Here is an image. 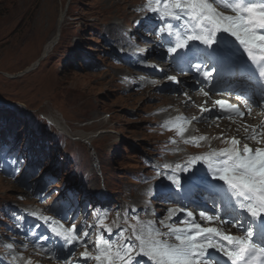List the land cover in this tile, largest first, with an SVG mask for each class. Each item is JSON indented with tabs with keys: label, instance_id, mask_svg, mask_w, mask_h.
Segmentation results:
<instances>
[{
	"label": "rangeland",
	"instance_id": "374dc122",
	"mask_svg": "<svg viewBox=\"0 0 264 264\" xmlns=\"http://www.w3.org/2000/svg\"><path fill=\"white\" fill-rule=\"evenodd\" d=\"M146 3L147 0H0V157L12 156L21 171L32 172L33 184L29 193L21 182H10L0 175V264H11L17 253L26 258L20 249L21 229L26 241L43 233L35 224H29L34 217L26 209L24 213L30 218L22 219L24 208L38 203L35 190L44 194L41 203L45 207L73 200L83 216L82 226H95L98 215L105 211L108 216L104 224L112 226L115 216H121L120 205L134 201L132 196L143 192L144 175L147 182L154 178L159 167L152 165L158 156L166 163L182 158L185 163L195 155L189 149L211 151L219 144L210 141L211 145H205L214 137L211 133L199 147L188 145V149L176 138V143H171L175 132L162 124L174 113L160 110L168 103L150 99L156 87L148 86L145 93L136 94L134 82H121L119 73L125 74V70L120 68L147 76L133 66H144L136 57L126 63L129 53L122 54L125 64L118 65L114 50L120 40L117 24L127 29L123 36L127 42L133 46L144 42L138 28L142 21L135 20L138 9L134 6L140 12ZM53 39V46L42 54L46 42ZM158 51L155 48L151 52ZM161 114L163 119H159ZM57 120L65 131L77 135L64 134L60 125H55ZM204 127L203 133L208 132ZM88 134L95 137L84 139ZM191 136L201 135H184ZM30 145H34L33 152ZM42 150L47 155L40 154ZM36 160L39 163L33 165ZM171 187L161 186L157 191ZM186 195L188 200L199 203L195 193ZM189 207L192 210L193 204ZM161 208L158 205L156 213ZM140 219L144 220L143 212ZM88 231L91 234L92 230ZM92 238L95 240V235ZM52 241H46L45 246ZM9 244L13 247H7ZM39 257L32 259L44 264Z\"/></svg>",
	"mask_w": 264,
	"mask_h": 264
},
{
	"label": "snow or ice",
	"instance_id": "6c2138e0",
	"mask_svg": "<svg viewBox=\"0 0 264 264\" xmlns=\"http://www.w3.org/2000/svg\"><path fill=\"white\" fill-rule=\"evenodd\" d=\"M140 10L153 14L156 23L150 22V28L160 37L159 46H166L165 55L171 56L173 65L181 72L188 70L198 74L196 82L201 85L202 95L209 96L205 91L209 88L214 94L236 92L237 99L245 98V104L252 99L243 89L218 87L223 69L229 64L236 68L233 75L242 80L251 81L254 76L264 95V0H147ZM167 78L179 83L175 76ZM213 80L217 83H211ZM261 103L264 104V100ZM213 109L215 117L211 116ZM248 113H251L250 108ZM244 115L239 105L216 100L213 108L201 106L200 117L178 116L165 127L175 129L184 143L199 147L208 139L206 136L184 137L187 126L194 120L227 118L234 121L236 116L243 118ZM245 132L248 133L245 139L264 144V125L252 126L250 132L245 126ZM223 142L228 147L192 156L182 165L161 167L173 170L168 177L178 188L182 187L181 180L174 170L190 172L185 177V193L199 189L208 194L214 204V214L200 211V221L229 225L241 234H230L223 227L202 226L193 212L187 210L197 201L178 196L177 204L183 203L184 207L167 209L166 219L159 221L167 232L149 224L146 234L138 214L133 216L136 223L128 224L125 220L123 228L116 224L119 229L116 232L112 226L104 224L107 211L98 215L95 226L83 225L79 229L74 222L70 227L60 222L66 217L60 220L39 217L61 242L63 255L56 258L63 259L64 264H73L70 258L75 256L77 248L83 247L85 251L80 253L76 264H146L137 257H146L152 264H264V147L253 148L246 143L241 146L237 137L224 138ZM171 143L176 140L172 139ZM198 162L202 163L197 168ZM216 205L220 206L225 219L215 212ZM179 213L186 215L173 220ZM88 229L92 230L91 234ZM37 236L41 240L50 239ZM161 236L172 237L175 242L159 239ZM90 245L91 251L88 250ZM39 247L44 249L43 245ZM50 251L55 255L56 250ZM22 259L17 253L12 256L11 264ZM25 264L33 262L29 259Z\"/></svg>",
	"mask_w": 264,
	"mask_h": 264
},
{
	"label": "bare ground",
	"instance_id": "6f19581e",
	"mask_svg": "<svg viewBox=\"0 0 264 264\" xmlns=\"http://www.w3.org/2000/svg\"><path fill=\"white\" fill-rule=\"evenodd\" d=\"M136 14L137 15L135 16V18L138 17L139 15H141V12H139L137 10ZM54 42H55V39H53L51 41H47L46 44H45V48H44L42 54L45 55V53L48 52V50H50V48L53 46ZM34 64L36 65L37 61L34 62ZM33 67H34L33 65L30 66V69L33 68ZM120 69L125 70V71H123V72H125V74L124 73L121 74L122 78L124 77V79L126 81L130 80V82H134L136 88H135V91H133V92H136V94L138 92L145 93L147 86H149V84L151 82H153V78L146 77L143 74L139 73L138 76H135L133 73H131V71H127L126 69H123V68H120ZM28 70H29V68H28ZM136 81H137V83L139 85L138 87L136 85ZM183 85L184 84L182 82V86ZM155 89L160 90V88H158V87H156ZM209 90H210L209 88H205V91H209ZM150 93H151L150 94V96H151L150 99H152L153 101H157V102H159V104L168 103L166 105V107H163L162 109H160L161 111L169 109V111L174 113L171 110V107H173V105L177 104L178 106H180L183 109L185 117H189L191 115L197 114V111H199V110L201 111V106L206 107V108H210L211 106H213V101L212 100H214V99H212L213 96L210 95L206 99L207 103H205V97H203L202 95H200L198 98L195 99L194 97H186L180 91H177L176 93H165V94H155V93H152V92H150ZM215 97H217V95H214L213 98H215ZM169 101H171V103H169ZM209 105H210V107H208ZM203 115L208 116V113H204ZM169 116L170 117L172 116V118H170L169 120L164 121V123H167V122H169L171 120H174L176 117H178V116H176L175 113H174V115H169ZM196 117H198V116H196ZM54 122L56 123V125H60V127L63 130L64 134H66L67 136H69V135H71V136L77 135V134H73V132L71 133L70 130L69 131L68 130L65 131V129L63 128V126H62V124H61V122L59 120L54 121ZM212 123H219V126L222 127V128L224 127L227 131H228V129H230L229 127H231L229 125H223L220 122H218L217 120H214L212 122L210 120V118L204 120V123L197 122V121L194 120V123L192 124L193 126H187V131L184 133V135H188L190 133H195V134H200V135H203V136L205 135L206 137H209L210 133L209 132L203 133L202 127L211 125ZM159 124H161V123H159ZM248 128H249V132H250V127L248 126ZM235 129L236 130L234 131V133L237 134V135L242 136L241 146L246 143V144H249V146H251L253 148H255L257 146L263 147L262 146L263 144L257 145L256 143H254V141L245 139L246 135H248V133L245 132V126H242V127L240 126V128H236L235 127ZM91 137L92 138L95 137V134H91V135L88 134V135H86L84 137V139L91 138ZM210 141H211V144H213L215 141L218 142L219 144H222L221 140H217L216 139V140H210ZM188 145L190 147H196V146H194L192 144H188ZM205 152L208 153L210 151H205ZM185 158H187V157H185ZM182 159H184V158H182ZM182 159H178L172 164V163H166V161L163 159L162 156H158L157 157V160L160 161L161 164H160V167L158 168V170L154 171V173H155L154 178L146 183L145 187L143 188V192H138V193L134 194L135 196H132L133 199H134L133 205H135L134 209L136 207H139L141 203L146 202L149 199L150 196L151 197L161 196L163 198H168V197L172 196V194H166V193H160L159 195H154V193L157 192V190L161 186L173 185V181L171 179H169V177H168V173L170 171H173V170L166 169V168H163L161 166L164 165V164H171V165L181 164L182 165V164H184V162L183 163L181 162ZM200 166H198V167H200ZM153 167L156 168L155 166H153ZM174 174L177 177H179L180 179L185 180V177L189 176L190 172H182V171H180L178 169H175L174 170ZM180 188H178V189H180ZM188 196H189V194H188ZM199 197L203 198L202 196H199ZM150 202H152V200ZM193 205H195V204H193ZM176 207H179V206H176ZM187 210L191 211L190 207H188ZM164 211H162L160 213L161 214L160 216L159 215L158 216H154L153 213H152L153 212V207H147L146 214H145L144 220H143L144 230H145L146 234L149 231V227H148L149 225L148 224H151L153 227H154V225L157 226L160 229L161 232H167V229L163 225H161L159 223L160 220H165L166 217H167V212H164ZM185 215H186V213H179L177 216L173 217V220L182 219ZM196 219H197L198 222L201 223L202 226H208L207 222L203 223V221L199 220V216H196ZM166 222L171 223L172 221H166ZM177 226H182V225H177ZM215 227H219V226H215ZM220 227H223L225 229V231H227V232L233 231V228H231L228 225H220ZM159 239H164V240H169L170 242H175L174 239L172 237H169V236H161V237H159ZM137 258H142L146 262V264H152V262L148 261V259L146 257H137Z\"/></svg>",
	"mask_w": 264,
	"mask_h": 264
},
{
	"label": "water",
	"instance_id": "95a60500",
	"mask_svg": "<svg viewBox=\"0 0 264 264\" xmlns=\"http://www.w3.org/2000/svg\"><path fill=\"white\" fill-rule=\"evenodd\" d=\"M29 70H30V68H29Z\"/></svg>",
	"mask_w": 264,
	"mask_h": 264
}]
</instances>
